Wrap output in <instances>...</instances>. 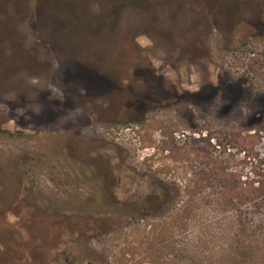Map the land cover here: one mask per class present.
I'll list each match as a JSON object with an SVG mask.
<instances>
[{"label": "rangeland", "instance_id": "1", "mask_svg": "<svg viewBox=\"0 0 264 264\" xmlns=\"http://www.w3.org/2000/svg\"><path fill=\"white\" fill-rule=\"evenodd\" d=\"M100 1L0 0V264H264V32L127 0L95 33ZM174 84L191 102L123 121Z\"/></svg>", "mask_w": 264, "mask_h": 264}, {"label": "flooded vegetation", "instance_id": "2", "mask_svg": "<svg viewBox=\"0 0 264 264\" xmlns=\"http://www.w3.org/2000/svg\"><path fill=\"white\" fill-rule=\"evenodd\" d=\"M45 2V0H43ZM48 1V0H47ZM106 2L107 8L101 7L97 14H94V17L91 19L92 23L90 25L91 28H94L95 33L104 29V25L107 22L113 24H117L120 20V11H122V7L126 6L128 3L127 0H101L100 3ZM203 7H207L211 14L215 16H219L220 22L227 32L232 33L230 35V39H228V47L229 48H242L245 46L256 45V35L258 32H264V0H203ZM59 5H61L59 3ZM143 5V4H142ZM122 6V7H121ZM70 9V8H69ZM103 12V13H102ZM57 15H66L74 18L76 16L73 13V10H69V13H65L61 11L55 13ZM58 17L57 21H60ZM63 17V16H62ZM65 18V17H63ZM64 21V20H61ZM77 22H82L80 18H78ZM68 26V27H67ZM65 25H60L58 28L62 30H75L77 28L76 24L69 23ZM55 31H60V30ZM92 31V30H91ZM92 31V32H94ZM136 36L132 40V43H129L128 40H121V45L123 46H136ZM118 44V43H116ZM254 55V54H253ZM169 80V79H168ZM170 81V80H169ZM171 82V81H170ZM172 86V85H171ZM215 84H208V87L199 90L198 94L203 91H207L206 97L207 99L213 98L217 94V88L214 87ZM170 96L165 99V105L160 103H154L155 101H150L149 99H139L138 103L128 102L129 105L126 106L123 110V114L125 119L124 122L130 123H139L145 120L147 112L152 110H157L158 107L164 108L172 106H180V103L191 102L193 96H195L194 90L190 88L177 87L174 84V87L170 89ZM206 99V100H207ZM144 102V103H143ZM146 102V104H145ZM158 106V107H157ZM145 107V108H144ZM230 109V108H228ZM24 127L23 124L17 122V126ZM105 172L101 173V178L104 181H108L109 178L112 179L113 173L109 172L110 170H105ZM116 179V190L121 191L122 182L120 178ZM162 192H165L164 189H161ZM112 198H117V200H111V202H123L117 196V192L112 193ZM168 201V200H167ZM132 217H129L131 220ZM65 261V259H64ZM66 264H69L68 262Z\"/></svg>", "mask_w": 264, "mask_h": 264}, {"label": "trees", "instance_id": "3", "mask_svg": "<svg viewBox=\"0 0 264 264\" xmlns=\"http://www.w3.org/2000/svg\"><path fill=\"white\" fill-rule=\"evenodd\" d=\"M257 138H259L260 140L262 139V137H260V136L259 137L257 136ZM256 164H257V162H256ZM250 167L253 169V168H256V165L254 163H251ZM258 169L260 170V168H258ZM251 188L252 189H251L250 193H252V194L256 193V196H259L262 192V194L264 195L263 191L260 189V187H258V185H256V188H253V187H251Z\"/></svg>", "mask_w": 264, "mask_h": 264}]
</instances>
